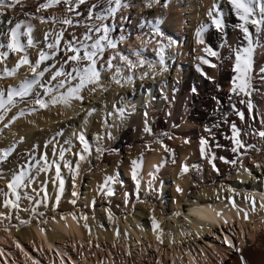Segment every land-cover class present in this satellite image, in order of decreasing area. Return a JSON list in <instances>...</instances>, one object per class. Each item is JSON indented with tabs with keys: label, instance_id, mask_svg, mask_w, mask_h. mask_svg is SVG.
<instances>
[{
	"label": "bare ground",
	"instance_id": "obj_1",
	"mask_svg": "<svg viewBox=\"0 0 264 264\" xmlns=\"http://www.w3.org/2000/svg\"><path fill=\"white\" fill-rule=\"evenodd\" d=\"M36 1L20 0L15 7L5 8L0 16V44L5 45L0 47V53L8 52L6 58L0 59V90H4L5 99L10 86L18 88L26 78L30 80L34 75L28 65H22L14 76L4 75L3 70L13 68L24 54L10 52L6 47L7 33L11 27L21 22V32L31 27L32 45H28L27 36H21V42L33 64L41 50L52 57L37 69L42 71L49 67L50 70L33 86V92L23 99L14 97L15 103L7 106L10 110L6 114L0 110V114L4 115V119L0 120V156L4 151H9L5 159H0V213L10 211L11 206H4L7 199L18 203L21 216V228H18L17 225L7 227V216L4 218L0 215V264H32L34 259L40 264L41 261L61 264V257L63 264H68L65 257L69 264H152L157 259L161 264L163 257L164 260L167 258L165 262L168 264H221L235 244H238L239 251L224 264H242L241 256L246 264H264V207L261 206L264 204V173L258 178L260 181H247L251 174L264 168V137L259 135L264 131V81L260 78V69L264 68V27L258 34V46L253 57V109L249 112L247 105L240 103L248 97L237 96L239 101L236 102V95L230 91L215 90L219 87H213L219 83L232 87L234 52L247 44L237 27L241 21L230 0H202V4L196 0V11L192 17L200 20L199 28L207 26L203 32V44L197 42L195 28L189 29L186 39L184 20L180 16L185 19L182 0H168L163 5H159V0H122V6L110 16L107 10L115 7L110 0H84L79 6H75L77 2L73 0L71 5L61 2L59 5L62 8L54 5L46 9L39 6L48 0ZM214 5L218 8L215 14L223 18V31L217 30L208 16V11ZM69 7L73 11H68ZM150 7L155 9L147 11ZM97 15L106 18L97 20ZM60 17L63 21L70 19L72 23L64 24ZM75 22L83 24L77 26ZM100 25L108 26L109 38L116 42L117 47L107 48L98 58L99 82L82 89L80 94L83 100L72 99L68 105L49 104L47 108L36 105L34 100L37 94L48 101L52 96L67 91V83L63 88L57 87L65 77L52 80L51 74L61 68L71 72L75 66L73 62H64L66 56L71 54L66 51L69 42L76 47L92 44L96 36L102 33L89 32V29ZM154 26L159 27L162 36L155 34ZM249 27L255 40L257 34L254 28ZM61 33L58 47L49 49L47 45L56 43ZM85 34L93 36V40H86ZM191 39L197 48L193 52ZM185 40L188 43L183 49ZM160 44L165 46L163 65L159 63L160 57L157 55ZM205 47H210L219 55H208ZM54 51L55 55H52ZM120 55L137 63V67L130 69L120 60ZM112 57H115L111 60L112 67H108L106 61ZM201 57L209 63H204ZM140 59L145 61L142 66L138 63ZM230 61L232 68L222 70L223 64ZM212 64L216 67H212ZM173 66L175 70L170 75L168 70ZM117 69L120 71L117 72ZM206 75L211 77L207 78ZM146 77H149V82L145 81ZM139 78L144 81L137 82ZM77 82L70 83L74 85ZM49 88L52 89L50 93L47 92ZM103 93L106 96L105 100L101 98L102 101L99 96ZM209 95L212 102L207 99ZM89 97L94 100L92 104L85 100H92ZM96 100L100 101L95 103ZM85 106L87 108L83 111ZM87 109L89 111L86 112ZM21 110L24 115H19ZM237 111L244 112L243 120ZM13 116H17L14 121ZM230 121L233 123L229 124ZM233 124L240 130L238 138L244 145L236 152L232 151L236 146L232 140ZM146 127L150 128V132L165 130L171 136L170 142L149 139L150 132L145 131ZM80 133L84 134L89 145L87 152L78 139ZM209 133H215L214 138ZM205 135V139H208L206 146L214 145V139H220L227 147L225 151L222 150L226 161L218 160L215 156L216 160L212 157L214 153L212 156L208 153L201 155L198 149ZM161 141L170 149L168 153H165ZM110 144L127 153L129 147L134 155L124 170L129 177L116 174V184L110 185L112 195L119 196L121 189H128L131 198L128 208L131 209L136 203L139 206L141 203V207L134 215L125 214L123 217L111 212L106 205L98 217L85 214L87 220L84 219L83 223L87 227H83L81 218L84 211L75 213L76 209L70 203L72 200L67 198L65 184L70 182L72 190L69 192L75 197L83 169L87 172V168L92 166L89 164L90 158L94 161L93 167L98 168L106 159L101 150ZM98 145L99 150L95 147ZM15 146L17 149L11 154ZM196 150L204 161L200 169L196 168L200 164H194L193 160V151L196 153ZM131 151L128 154H132ZM80 154L85 155L86 159L79 160ZM227 159L235 163L231 162L230 165ZM133 160L140 164L137 169L139 186L132 177ZM56 164L60 165V179L64 181L62 193ZM68 164L73 167L70 169ZM185 165L188 166L187 172L182 171ZM21 172L26 173L27 186L16 190L20 197L16 201V194L7 185L14 174ZM167 179L173 182L171 188H167ZM102 181L100 174L89 181L90 190L84 196L87 198L84 205L89 207L88 210L93 207L95 198L97 205H102V200L107 199V188L102 187ZM246 181L249 184H244ZM215 182L217 187L214 186ZM32 184H35L34 188ZM178 187L181 191L177 190ZM166 188L170 189L169 194ZM194 188L197 191H193ZM26 189H31L40 203L36 209L32 203L34 201L26 197ZM165 193L170 195L171 210L168 212H164ZM246 197L254 198V203ZM66 198L71 205L65 202ZM232 201L237 207L232 206ZM44 204L52 205L50 209L49 206L45 209ZM125 208V211L129 210L127 206ZM245 213L247 219L244 218ZM143 214L146 216L144 220L140 217ZM153 217L159 225L157 232L153 231ZM101 219H105L104 225L100 224ZM224 229L228 233H224ZM117 231L119 236L116 235ZM157 234L161 235L163 243L157 240ZM206 235L211 241L199 242ZM225 237L231 241V246L225 243ZM255 238L257 242L248 245ZM17 243L21 245L20 248ZM178 250L183 252L185 262ZM68 251L79 260H73ZM128 251L132 254L127 255ZM13 255L18 256L19 262Z\"/></svg>",
	"mask_w": 264,
	"mask_h": 264
},
{
	"label": "snow or ice",
	"instance_id": "obj_2",
	"mask_svg": "<svg viewBox=\"0 0 264 264\" xmlns=\"http://www.w3.org/2000/svg\"><path fill=\"white\" fill-rule=\"evenodd\" d=\"M61 2L66 3L71 5L73 3V0H48L47 3L41 4L39 7L41 9H46L49 7H52L54 5L60 4ZM78 4L84 3V0H76ZM20 3V0H9V2L6 3V0H0V12H3L5 8H13L17 4ZM110 3H113L115 7H110L107 10V15H113L117 12V10L122 6V0H110ZM231 5L233 6V9L235 10V13L237 17L240 19L241 23L237 25V27L242 31L244 40L247 41L246 46L238 48L234 52V66H233V72L235 75L232 78V87L230 89L231 93H233L236 96H244L248 97L247 100L242 99L240 103H244L247 105V108L249 112L252 111L253 109V103L251 100L253 88H252V69H253V57L254 53L256 50V47L258 46V34L261 33L262 27H264V0H230ZM93 8H95V5H93ZM68 11H73L72 7L68 8ZM218 12L217 6H213L212 9L208 11V16L211 18V24L215 26L217 30L223 31L224 28V22L222 16H218L215 13ZM89 15H92V12L90 10ZM97 20H103L106 17L97 15L95 17ZM22 23H17L14 27H11L8 30L7 36H8V43L6 45L7 49L10 52L14 53H24L19 57V60L17 61L16 65L11 68L7 69L5 68L3 70L4 75L6 76H14L17 71L20 69L22 65H28L30 67L31 72L34 74L32 79H25L18 88L14 87H9L7 90V98L5 99V92L4 90H0V110H3V113L6 114L10 109L7 107L8 105H12L15 103L14 97H20L21 99L29 96L33 92V86L36 85L39 82V79L44 76L46 72H49V67L43 68L42 71H37V69L40 68L41 64H43L45 61L50 60L52 57L41 50L39 52V57L38 59L35 60L34 64L32 61L29 60L28 55L25 50V45L21 42V36H27L28 37V45H32V37H31V27L27 28L26 32H21V26ZM65 24H70L72 21L70 19H65L63 21ZM254 28L255 33L257 34V38L254 40V34L252 31H250V27ZM207 26H201L200 29L197 30L196 36H197V42L203 44V32L205 31ZM94 31L95 33H102L101 35L96 36L94 39V42L90 45L88 44H83L80 47L73 46L71 42H69L68 47L66 51L68 53H71L66 56L65 63L68 62H73L75 65L72 68L71 72H65L62 68L57 69L51 74V79L52 80H57L58 77H65V79L60 80L58 82L57 87L58 88H63L65 84L67 83L69 86L67 87V91L60 93L58 96H52L50 100L45 101L44 99L41 98L39 94L36 95V98L34 100V103L36 105H39L40 108H47L49 104H57V103H63L65 105L70 104L72 99H79L83 100V96L80 94L82 89L85 88L89 84H97L100 79V70L97 66L98 63V58L102 57L105 50L107 48L115 49L117 47L116 42L111 40L109 38V31L110 29L108 28L107 25H100V26H95L94 29H89V32ZM154 32L158 36H162L163 33L160 32V29L158 26H154ZM62 33L60 36L57 37L56 43H49L47 47L49 49H56L59 45V41L62 37ZM85 39L86 40H93V36L85 34ZM0 47H5V45L0 44ZM83 49V52L81 54V51ZM164 50L165 46L163 44H160L159 51L157 55H159V63L161 65L164 64ZM204 51L213 57L218 56L219 54L216 51H213L210 47H205ZM52 55H55V51L52 53ZM137 56H139V53H136ZM8 56V52H3L0 53V59L6 58ZM120 60L124 61L125 64L131 69L137 67V63H134L132 60H130L127 56L120 55ZM115 59V57H112L108 61H106V64L108 67H112L111 60ZM204 63H209L207 59H204L201 57ZM139 65H143L145 63L144 60L140 59L138 61ZM83 65V66H81ZM212 67H216L215 64L211 65ZM103 67V65H101ZM149 67L151 68L152 65L150 64ZM120 69H117V72H119ZM261 73V80L264 81V68L260 69ZM144 75H147L145 73ZM2 78V77H0ZM115 79V77H113ZM128 80H131V77H128ZM71 81H78L74 85H72L70 82ZM119 83V80L116 81ZM43 86V85H41ZM47 92H52V89L49 88L47 89ZM235 107V106H234ZM33 111H36L35 108L32 109ZM90 114V113H89ZM19 115H24V111L21 110ZM237 115L240 117L241 120L244 119V112L242 111H237ZM4 119V115L0 114V120ZM17 119V116H13L12 120L14 121ZM7 126V125H5ZM146 132H150V128H145ZM239 129L235 124L232 125V140L234 144L236 145L235 147L232 148L233 152L238 151L240 147H243L244 145L240 141L239 137ZM259 135L261 137H264V131L259 132ZM78 139L84 146V151L87 152L89 150V145L86 141V138L83 133H80L78 136ZM162 146L166 151H170V149L167 148L166 145H163V142L161 141ZM207 144V141L204 138H201L200 140V151L201 155L205 154V146ZM9 155V151H4L3 156H0V159H5ZM46 159V158H45ZM61 159H63V150L61 151ZM86 156L83 154L79 155V160H85ZM221 159H223L221 157ZM133 165V170H132V177L134 180H136L137 186H139V180L137 179V169L140 167V164L136 160H133L132 162ZM232 163H235V161H232ZM71 169V164L67 165ZM213 167L215 168V164H213ZM46 170V169H45ZM55 170H56V175L57 178L60 179V165L56 164L55 165ZM79 170V162L76 165V171L78 174ZM183 172L188 171V166L185 165L182 168ZM25 177L26 173L21 172L19 174H14L12 179L9 181L7 187L12 190L14 194H16V190L21 188V187H26L27 185L25 184ZM112 180L111 177H108L105 181V187L108 185V181ZM60 191L61 193L63 192V186H64V181L63 179H60ZM178 191H181V189L178 187ZM107 194L112 195V189L107 188ZM74 195H76L74 193ZM19 195L16 194V201L19 200ZM246 199H250L254 203V198L251 197H246ZM59 200V197H57V201ZM72 203H75V201H72ZM4 206L9 207L11 206L12 208H18L19 205L15 201L11 200H5L4 201ZM232 206L237 207L234 201H232ZM264 207V204L261 205ZM239 214V212H238ZM0 215H3V213H0ZM73 215V219H76L75 214ZM219 215V213H218ZM83 219L87 220V217L84 216L82 217ZM109 218H111V214H109ZM245 219H247V213H245ZM227 221H225L226 223ZM24 223V222H22ZM153 224V231L157 232V229L159 227L158 222L156 221L155 217H153L152 220ZM85 227H87V224H85ZM43 231V229H41ZM162 232V230H161ZM183 234V233H182ZM117 236L120 235V233L117 231L116 233ZM157 240L160 243H163L162 237L160 234H157ZM225 243L229 244L231 246V241L228 240L227 237L224 238ZM174 242V241H173ZM17 247L20 248L21 245L17 243ZM23 250V249H21ZM239 251V250H238ZM2 254V253H0ZM131 251L127 252V255H131ZM25 255H28L25 253ZM241 261L242 264H246L244 262L243 256H241ZM32 264H40L38 260H33ZM61 264H63V258L61 257ZM159 264V261L157 262Z\"/></svg>",
	"mask_w": 264,
	"mask_h": 264
},
{
	"label": "rangeland",
	"instance_id": "obj_3",
	"mask_svg": "<svg viewBox=\"0 0 264 264\" xmlns=\"http://www.w3.org/2000/svg\"><path fill=\"white\" fill-rule=\"evenodd\" d=\"M36 1V0H35ZM183 1V6H184V9H183V15L185 16V19H184V17L182 16V15H180L181 16V18H182V20H184V25H185V31L186 32H184L185 33V35H186V39L189 37V31L192 29H200L199 28V24H200V20L198 19V18H193L192 17V13L193 12H195L196 11V0L194 1V2H191V0H182ZM36 2H39V0H37ZM166 2H168V0H159V5H163V4H165ZM33 3H35V2H33L32 1V4ZM193 3V4H192ZM200 4H202V0H200V2H199ZM34 5V4H33ZM75 5V4H74ZM79 6V4L78 3H76V5L75 6ZM56 7H59V8H62L61 7V5H59V4H57V6ZM155 8H152V7H150V9H148L147 11H152V10H154ZM194 9V10H193ZM3 14V12H0V16ZM191 17L193 18V20H191ZM65 18V17H64ZM61 19H62V21H61ZM198 19V20H197ZM65 20V19H64ZM60 21L63 23V18H61L60 17ZM83 24V22H75V24L78 26V25H80V24ZM196 23H198V24H196ZM65 24V23H64ZM195 24V25H194ZM190 29V30H189ZM187 40H185L184 41V46H183V49L185 48V47H187ZM191 51L193 52V51H196V46H195V41L194 40H192L191 39ZM195 46V47H194ZM178 55V54H177ZM178 57H179V55H178ZM178 59V58H177ZM231 62V61H230ZM211 63V62H210ZM232 64V65H231ZM232 66H233V63L231 62V63H225V64H223V69L222 70H226V69H230V68H232ZM174 68V69H173ZM173 68H171V70L169 71L168 70V73L170 74V75H173V72H174V70H175V67L173 66ZM207 76V78H210L208 75H206ZM148 78V79H147ZM134 80V79H133ZM132 80V82L134 83L135 82V80L133 81ZM138 80L139 81H144V79H137V82H138ZM145 81H147V82H149L150 81V79H149V77H146L145 78ZM220 85V86H219ZM214 87V89L216 88V87H219V89L218 88H216L215 90H220L221 89V91H224V92H229L230 91V89L231 88H229V85H222L221 83H219V84H215V86H213ZM231 92V91H230ZM139 92H137V94H138ZM104 95V96H103ZM105 96H106V94H102V95H100L99 96V98H100V100H105ZM103 97V98H102ZM236 98H235V101L236 102H238L239 101V99H238V97L237 96H235ZM90 99H92V100H89V99H85L86 101H88V103L89 104H92L93 103V98L92 97H89ZM102 98V99H101ZM208 100H210L211 102H212V96L211 95H209V97L207 98ZM100 100H96L95 101V103H98ZM102 100V101H103ZM84 103V102H83ZM93 106V105H92ZM91 106V107H92ZM217 106V105H216ZM220 106L218 105L217 106V108H219ZM87 108V106H85V108H83V111H84V109H86ZM87 111H89V109H87L86 110V112ZM82 112V110L79 112V113H81ZM229 124H231V123H233V121H230V122H228ZM158 130V129H157ZM156 130V131H157ZM155 130H153L152 132H150V134H148V135H150V136H148L149 137V139H156V140H160V139H162V140H164V141H168V142H170V138H171V136H170V134H168L167 132H165V130H161L160 131V129L157 131V132H154ZM157 134V135H156ZM75 135V134H74ZM146 135V134H145ZM145 135H144V137H145ZM215 135V133H209V136H211L212 138H214L213 136ZM147 137V136H146ZM88 138H91V137H89L88 136ZM202 138H207V135H205V136H203ZM224 138H230V136H224ZM206 141H207V143H208V139H205ZM220 141V142H219ZM171 143H174V142H171ZM214 145L213 144H211V146H206V150L207 151H205V153L207 154V155H209V154H211V156H212V154H213V158H215V156L217 157V159L218 160H223V161H226L225 160V157H223V151L222 150H224L225 151V149L227 148L225 145H223L222 143H221V140L220 139H214ZM174 144H177V143H174ZM111 145V146H110ZM105 150H101L102 152H101V154L106 158L105 160H103L102 162H101V164L100 165H98V168H95V167H93V165H94V161H93V159H92V157L90 158V163L89 164H92V166H91V168L89 169V168H87V170H89V171H85L86 169H83V171L82 172H84L83 173V175H81V182L80 183H78V187H79V189L77 188L76 189V191H75V194H76V192H77V194H76V196L74 197V196H72L71 194H70V192H71V185L69 184L70 182H67L66 184H65V190H66V192H67V198H68V200L69 201H75V203H72V201L70 202V203H68L69 201H67V198H66V200H65V202L68 204V205H71V206H73L74 208H73V210H75L76 212V214H78V213H80L81 211H84L83 212V214H84V216H85V214H88L89 216L91 215V216H96V217H98L102 212H103V207H106V205L108 206V208H109V210H111V212H114V213H118L117 215H120V214H122V216L124 217L125 216V214H126V216H128V215H134L139 209H140V207H141V203H140V206L136 203H134L135 204V206H132V208L130 209V208H128V206L130 207V204H131V202H130V200H131V198L129 197V195H130V193H129V190L127 189H121V193H120V195L122 196H118V195H115V197H114V195H108V194H106V198L107 199H104V200H102L103 201V203H102V205H97L96 203V198H95V200H93L94 202V205H93V207H91L90 208V210H88L89 209V207L88 206H85L84 205V201H87L86 199L87 198H85L84 196H85V194H86V191L87 190H90V185H89V181H90V179L91 178H93V177H96V176H99V174L101 175V178L103 177V181H102V187H104L105 186V181H106V179L108 178V177H111L112 178V180H110V181H108V185H107V187H105V188H111V186L110 185H115L116 184V181H117V177H116V174H118V173H120L121 174V176L123 177V178H126L128 175L125 173V169L128 167L127 165H129V162H130V159L134 156L133 155V152L129 149V147H128V153L131 151L132 152V154H128L127 153V151H125V150H123V149H118L114 144H110ZM207 145V144H206ZM115 146V147H114ZM16 147V148H15ZM14 147V150L11 152V154H13V153H15V150L17 149V146H15ZM96 148H98L97 150H99V145L98 146H95ZM210 147L212 148L211 149V151H210ZM218 148H219V150H218ZM213 149H214V151H213ZM200 150V147H199V149H198V151ZM208 150H209V152H208ZM126 152V153H125ZM169 151H166L165 153H168ZM193 153H194V157H193V160H194V164H200V165H197L196 166V168L197 169H200L201 168V164L203 165L204 164V161L203 160H201V158L202 157H200V155L198 154V152H197V150H196V153H195V151H193ZM217 153H218V155L219 156H217ZM219 153H221V154H219ZM130 155H132V156H130ZM221 157L222 158H224V159H221ZM216 159V158H215ZM216 159V160H217ZM192 160V161H193ZM232 161H230V160H228L227 159V163H230V165H232V163H231ZM126 163V164H125ZM237 163H238V161H237ZM72 167H73V165H72ZM71 167V168H72ZM95 168V169H94ZM197 169H194V170H197ZM263 171V172H262ZM262 173H264V168H262L261 170H258V171H256L255 173H253V174H251V176L249 177V179H247V181H249V183H251V181H260L259 179L261 178L260 176H262ZM105 175V176H104ZM253 175V176H252ZM83 177V178H82ZM129 177V176H128ZM127 177V178H128ZM259 178V179H258ZM245 182L244 184H249L248 182ZM171 182H172V180H170V179H167V184H168V187L167 188H171L170 187V185H171ZM217 182H215V187H217V184H216ZM80 184V185H79ZM68 185V186H67ZM32 186H33V188H34V186H35V184H32ZM123 186H126L125 184H123ZM172 186H173V182H172ZM29 187V186H28ZM86 187H87V189H86ZM166 188V189H167ZM112 189V188H111ZM107 190V189H106ZM169 190L170 189H167V193L169 194ZM70 191V192H69ZM193 191H197V188H194L193 189ZM26 197H28V198H30V199H32L34 202H32L33 204H34V206H35V209L38 207V205L40 204L35 198H34V193H32L33 191L30 189V190H28V189H26ZM107 192V191H106ZM112 192H113V189H112ZM167 193H165V196L164 197H166L165 198V211L164 212H168V210L170 211L171 210V203H170V195L168 196V194ZM36 194V193H35ZM72 196V197H71ZM110 196H111V198H110ZM118 196V197H117ZM22 199H23V197H22ZM35 199V200H34ZM167 199V200H166ZM114 201V202H113ZM138 201V200H137ZM136 200H135V202H137ZM96 202V203H95ZM140 202V201H139ZM148 203V202H147ZM47 204H48V202H47ZM47 204H44V208L46 209V207L47 206H49L48 208L50 209V205H52V204H50V205H47ZM58 204H60V203H58ZM46 205V206H45ZM84 205V206H83ZM137 205V206H136ZM127 206V208L129 209V210H127V211H125L126 210V207ZM138 206H139V208H138ZM52 207V206H51ZM58 207H59V205H58ZM88 207V208H87ZM133 207H135V208H133ZM43 208V209H44ZM47 208V209H48ZM166 208H167V210H166ZM16 209L17 208H10V211L9 212H7V213H4L3 214V217L5 218L6 216V218L5 219H7L8 220V225L7 224H5L7 227H16V225H17V227L18 228H21V222H19V221H21V216H20V214H19V211H20V207H19V210H18V213L16 212ZM44 209V210H45ZM122 211H121V210ZM136 209V210H135ZM138 209V210H137ZM80 210V211H79ZM100 210V211H99ZM117 210V211H116ZM119 210V211H118ZM120 212V213H119ZM82 214V215H83ZM128 214V215H127ZM178 214V213H177ZM181 214V213H180ZM179 215V214H178ZM84 216H82V217H84ZM143 216V217H142ZM145 216V214H143V215H140V217L141 218H143V220L146 218V216ZM165 216V215H164ZM34 217H36V214H35V216ZM31 218H33V216L31 217ZM81 219H83V218H81ZM245 221V220H244ZM246 221H248V220H246ZM85 223V221H84V219H83V221L81 222V224L82 223ZM248 222H252V220H250V221H248ZM84 223L82 224L83 225V227H85V225H84ZM104 223H105V219L103 220V219H101V221H100V224H102V225H104ZM18 228H16V229H18ZM224 231V233H228L225 229L223 230ZM217 233V232H216ZM219 235V234H218ZM208 241V242H210L211 240L210 239H208L207 238V235L206 236H203V238L201 239H199V242H201V241ZM257 242V238H255L254 239V241L252 242H248V245H253V244H255ZM247 244V243H246ZM236 246L234 247V249H231L232 251L230 252H228L227 253V255H226V259L224 258V261L221 263V264H224V263H227L228 261H229V258L235 253V252H237L238 251V244H235ZM244 246H245V244H243ZM178 252H180L179 253V255L180 256H182V261H184V256H183V252H181L180 250H178ZM68 253H69V255H70V257L73 259V260H75V261H78L79 259H76V257L74 256V254L73 253H71V251H68ZM14 256V258L16 259V261H18L19 262V258H18V256L16 255H13ZM35 256V255H34ZM14 259V260H15ZM167 258H165V260H166ZM165 260H164V257H163V260L161 261V264H168V263H166L165 262ZM154 262L152 263V264H157V262H158V259L157 260H153ZM44 262V261H43ZM42 261H41V263L42 264H44ZM185 262V261H184ZM81 264V263H80ZM132 264V263H131Z\"/></svg>",
	"mask_w": 264,
	"mask_h": 264
},
{
	"label": "water",
	"instance_id": "obj_4",
	"mask_svg": "<svg viewBox=\"0 0 264 264\" xmlns=\"http://www.w3.org/2000/svg\"><path fill=\"white\" fill-rule=\"evenodd\" d=\"M217 234H220L219 232H217ZM65 260H66V262L69 264V260L68 259H66V257H65ZM44 264H46V262H43Z\"/></svg>",
	"mask_w": 264,
	"mask_h": 264
}]
</instances>
